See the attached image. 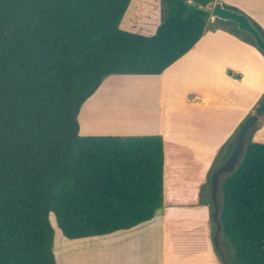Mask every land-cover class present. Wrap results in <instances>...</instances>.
Instances as JSON below:
<instances>
[{"label": "trees", "instance_id": "1", "mask_svg": "<svg viewBox=\"0 0 264 264\" xmlns=\"http://www.w3.org/2000/svg\"><path fill=\"white\" fill-rule=\"evenodd\" d=\"M132 1L0 0V264H56L50 214L73 240L131 229L162 208V138L81 136L77 118L105 78L159 75L187 53L209 16L198 6L215 0H153V21L136 17L125 29ZM214 23L255 47L234 23ZM257 128L219 184L229 264H264V144L251 139ZM234 143L222 147L209 176Z\"/></svg>", "mask_w": 264, "mask_h": 264}, {"label": "crops", "instance_id": "2", "mask_svg": "<svg viewBox=\"0 0 264 264\" xmlns=\"http://www.w3.org/2000/svg\"><path fill=\"white\" fill-rule=\"evenodd\" d=\"M216 2L264 30V0ZM255 57L264 64L256 47L207 22L197 43L161 74L105 78L87 99L79 134L160 136L163 206L151 220L107 235H62L60 244L54 231L56 264H229L214 243L209 173L264 99V75L251 73ZM254 125L251 139L264 144L263 116Z\"/></svg>", "mask_w": 264, "mask_h": 264}, {"label": "water", "instance_id": "3", "mask_svg": "<svg viewBox=\"0 0 264 264\" xmlns=\"http://www.w3.org/2000/svg\"><path fill=\"white\" fill-rule=\"evenodd\" d=\"M195 5V3H192ZM198 9L210 12V20L214 22L216 19L225 22H232L236 25L237 29L247 33L254 41L255 47L264 52V40L261 35L258 33L256 28L251 24L249 18L240 12H237L232 9H228L221 5V3H214L212 8H202L198 6ZM264 114V99L261 103L255 108L253 114L248 116L239 126L238 131L235 136V143L233 149L228 155L224 163L217 167V169L212 172L210 176V197L213 204V213L212 220L215 224L216 230L214 235V243L219 251L221 259L223 261V254L219 245V235L221 232V224L218 218L219 215V205H218V188H219V178L224 174L231 173L239 159L241 158L244 151V141L248 130L261 118Z\"/></svg>", "mask_w": 264, "mask_h": 264}, {"label": "rangeland", "instance_id": "4", "mask_svg": "<svg viewBox=\"0 0 264 264\" xmlns=\"http://www.w3.org/2000/svg\"><path fill=\"white\" fill-rule=\"evenodd\" d=\"M152 1L153 0H133L131 2V4H130V7H129L128 11L126 12V14H125V16H124V18H123V20L121 22L122 27H124L125 29L130 28V25L133 24L134 22H136L135 21L136 17H139V18L145 20V23H150L151 21H153L154 14L157 12L154 9V7L155 6L157 7V3L153 4ZM212 7H213V4L208 6V8H212ZM207 22H210V27L215 28V23L211 22V20H210V12H209V16L207 18ZM256 72H260L262 75H264V64L262 62H260L258 57L254 58V60L252 62V65H251V73L252 74H256ZM86 104H87V100L81 106L80 111H79V115H78V118H77L79 126L83 125V123H84L85 111H86V107H87ZM227 157L224 159V161H223V158H222V160L220 162L224 163L225 160L227 159ZM210 176H209V182H210ZM223 177H224V175H222L219 178L218 184H220V182H221ZM207 188H209V187H207ZM218 194H219L218 204L220 206L221 197H220L219 188H218ZM49 218H50L51 224H52V226L54 228L55 236L57 237L58 243H60V244L63 243V241H64L63 239H65V240H67V239L64 238V237L62 239L61 232L56 229V225H55V222H54V217H53L52 214H50ZM219 245H220V248H221V251H222V254H223V258L227 262L226 255L229 254V252H226L224 250L223 246H222V237H221V235H219ZM83 251H85L84 255L87 256V247ZM79 252H82V251L80 250Z\"/></svg>", "mask_w": 264, "mask_h": 264}]
</instances>
